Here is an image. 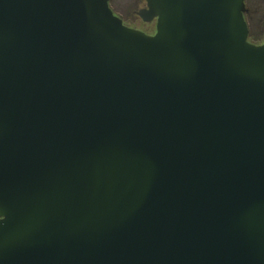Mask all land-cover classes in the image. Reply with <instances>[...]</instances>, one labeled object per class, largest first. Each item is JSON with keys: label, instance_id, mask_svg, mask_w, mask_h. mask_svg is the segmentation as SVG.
<instances>
[{"label": "water", "instance_id": "obj_1", "mask_svg": "<svg viewBox=\"0 0 264 264\" xmlns=\"http://www.w3.org/2000/svg\"><path fill=\"white\" fill-rule=\"evenodd\" d=\"M246 1L0 0V264H264Z\"/></svg>", "mask_w": 264, "mask_h": 264}, {"label": "rangeland", "instance_id": "obj_2", "mask_svg": "<svg viewBox=\"0 0 264 264\" xmlns=\"http://www.w3.org/2000/svg\"><path fill=\"white\" fill-rule=\"evenodd\" d=\"M144 5L145 0H110L111 9L128 28L150 35L154 32L155 25L142 23L134 14ZM245 8L244 19L249 32L248 39L251 37L252 41L260 43L264 36V0H249L245 3Z\"/></svg>", "mask_w": 264, "mask_h": 264}, {"label": "flooded vegetation", "instance_id": "obj_3", "mask_svg": "<svg viewBox=\"0 0 264 264\" xmlns=\"http://www.w3.org/2000/svg\"><path fill=\"white\" fill-rule=\"evenodd\" d=\"M108 6H109V8L111 9V7H110V0H108ZM146 8V0H145V5H144V7L143 8H141V9H139L136 13L134 12V14L136 15V17L142 22V23H144V24H154L155 25V23H156V21H153V22H151V23H145V22H143L142 21V19L138 16V13H139V11L140 10H142V9H145ZM111 11L113 12V10L111 9ZM113 14L115 15V16H117L114 12H113ZM118 17V16H117ZM119 18V17H118ZM120 19V18H119ZM121 20V19H120ZM122 21V20H121ZM122 23L124 24V22L122 21ZM125 25V24H124ZM126 26V25H125ZM127 27V26H126ZM144 33V32H143ZM155 33V29H154V32L152 33V34H150V35H153ZM146 35H149V34H146Z\"/></svg>", "mask_w": 264, "mask_h": 264}, {"label": "trees", "instance_id": "obj_4", "mask_svg": "<svg viewBox=\"0 0 264 264\" xmlns=\"http://www.w3.org/2000/svg\"><path fill=\"white\" fill-rule=\"evenodd\" d=\"M248 2H249V0H248L246 3H248ZM244 20H245V19H244ZM245 22H246V21H245ZM246 25H247V23H246ZM248 41H249L250 43L254 44V45H260V44H262V43L264 42V36L261 38L260 43H256V42L252 41L251 37H249Z\"/></svg>", "mask_w": 264, "mask_h": 264}]
</instances>
